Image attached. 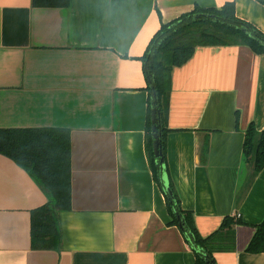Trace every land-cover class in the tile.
I'll use <instances>...</instances> for the list:
<instances>
[{
  "label": "crops",
  "instance_id": "0c3cea01",
  "mask_svg": "<svg viewBox=\"0 0 264 264\" xmlns=\"http://www.w3.org/2000/svg\"><path fill=\"white\" fill-rule=\"evenodd\" d=\"M228 2L264 33L257 0H71L67 8L0 0V130L69 131L72 172L70 208L57 210L59 243L36 249L32 212L49 199L0 154V264H197L151 167L140 58L162 23ZM252 124L264 130V57L245 46L199 47L174 69L169 178L203 238L227 216L241 221L236 250L215 253L216 264H264V253L246 251L264 221V169L253 179L243 161Z\"/></svg>",
  "mask_w": 264,
  "mask_h": 264
},
{
  "label": "trees",
  "instance_id": "16d2710c",
  "mask_svg": "<svg viewBox=\"0 0 264 264\" xmlns=\"http://www.w3.org/2000/svg\"><path fill=\"white\" fill-rule=\"evenodd\" d=\"M264 4V0H257ZM71 0H32L34 8H67ZM245 46L264 57V33L251 23L237 17L234 2L221 8L196 6L190 13L162 23L140 60L148 82L147 151L155 180L164 190L162 169L153 151L152 111L159 112L158 124L162 151L166 163V137L170 129L167 119L172 92V73L184 66L199 47ZM204 156L207 148L203 150ZM0 154L13 160L33 178L46 193L49 203L32 212V243L36 249H54L60 239L57 210H69L71 205V133L67 130H0ZM244 164H251L257 177L264 169V130L254 124L246 131ZM168 176L169 172L167 170ZM170 180V178H169ZM173 197L165 193L171 225L178 226L196 256L197 264H216L215 253L236 250L237 217L227 216L220 228L203 238L195 225L194 215L185 211L170 180ZM165 191V190H164ZM245 194L237 198V205ZM256 233L247 253H264V221L255 226Z\"/></svg>",
  "mask_w": 264,
  "mask_h": 264
},
{
  "label": "water",
  "instance_id": "95a60500",
  "mask_svg": "<svg viewBox=\"0 0 264 264\" xmlns=\"http://www.w3.org/2000/svg\"><path fill=\"white\" fill-rule=\"evenodd\" d=\"M158 116H159V112L156 108H154L152 111L153 151H154L155 157L159 160L160 165H161L162 182H163L164 190L168 196L173 197V193L170 188V180H169V176H168L166 164H165V156L162 151V140H161V134L159 131Z\"/></svg>",
  "mask_w": 264,
  "mask_h": 264
}]
</instances>
